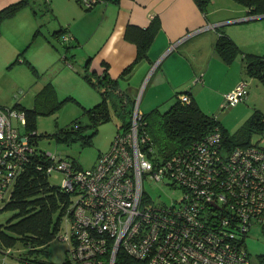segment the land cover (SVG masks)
I'll use <instances>...</instances> for the list:
<instances>
[{
    "label": "built area",
    "instance_id": "obj_1",
    "mask_svg": "<svg viewBox=\"0 0 264 264\" xmlns=\"http://www.w3.org/2000/svg\"><path fill=\"white\" fill-rule=\"evenodd\" d=\"M77 1L90 9L106 0ZM62 38L72 35L64 31ZM247 94L248 81L242 78L224 94V107ZM179 98L190 100L186 93ZM142 114L135 105L128 127L116 131L108 151L90 167L46 153L45 171H62L61 187L76 196L60 234L68 244L62 264H115L119 251L129 258L123 264H253L244 239L253 225L264 229V147L226 148L215 127L167 158L153 160ZM12 118L26 122L24 111L0 105V200L9 197L37 151L34 132L20 131ZM146 181L180 188L181 195L154 203ZM10 255L11 249L0 245V264H14Z\"/></svg>",
    "mask_w": 264,
    "mask_h": 264
},
{
    "label": "crops",
    "instance_id": "obj_2",
    "mask_svg": "<svg viewBox=\"0 0 264 264\" xmlns=\"http://www.w3.org/2000/svg\"><path fill=\"white\" fill-rule=\"evenodd\" d=\"M16 1L0 0V9ZM49 9L56 21L51 29L48 18H39L31 2L1 23L0 81L3 77L16 80L15 69L27 61L37 67L56 62L47 35L52 30L56 39L67 41L68 53L73 52L74 58L79 55L83 69L90 59L87 70L95 71L96 79L107 71L111 80L106 85L113 89L114 100L142 87L139 107L143 113L164 111L187 93L227 129L225 116L235 112L240 125L255 107L262 108L258 101L264 95V83L246 75L243 56L264 54V16L248 14L247 7L236 0H207L205 9L196 0H107L90 9L77 0H52ZM127 24L155 30L146 55L135 63L137 45L124 35ZM64 31L72 38L63 39ZM220 31L240 49L228 61L215 48ZM21 71L20 77L25 75ZM80 75L76 71V84ZM242 78L248 81L246 99L224 107V94ZM129 101L131 109L134 101ZM7 102L0 94V105L9 106ZM120 107L126 110L128 103L116 109Z\"/></svg>",
    "mask_w": 264,
    "mask_h": 264
},
{
    "label": "trees",
    "instance_id": "obj_3",
    "mask_svg": "<svg viewBox=\"0 0 264 264\" xmlns=\"http://www.w3.org/2000/svg\"><path fill=\"white\" fill-rule=\"evenodd\" d=\"M196 1L202 9H205L207 0ZM236 1L246 6L250 15L264 14V0ZM29 2L30 0H19L1 8L0 25L5 19L14 16ZM37 32L38 30L34 33V36ZM154 33V28L148 27L144 29L133 24H127L124 35L137 45L134 63L146 55ZM215 48L227 61L240 51L235 42L222 31L218 32ZM243 59L246 75L255 77L264 83V54L245 53ZM89 62L90 59L88 58L84 65L85 69L82 77L100 92L102 99L85 110L93 119L92 124L96 125V123L108 118V98L113 89L106 85V81L111 80L106 70H104L103 76L100 75L94 80L96 72L87 70ZM26 64L34 70L33 65L29 61ZM111 99L114 107L117 105L125 107L126 102L121 94L118 96L117 101H114L115 98L113 96ZM9 107L24 110L26 122L24 129H19L25 133L34 132L31 138L34 142L37 136L35 129H33L34 124L32 121V115L37 111L35 107L28 109L19 105L18 102ZM132 110L133 108L125 110L128 118L118 125L117 130L128 127ZM142 117L141 130L150 135L160 154V157L153 156L152 152L153 160L167 158L180 148L200 140L215 127L220 129L222 143L226 148L250 144L249 135L254 131L264 130V113L259 109L253 110L238 131L231 134L228 133L227 129L220 124V121L214 115L205 113L194 99L190 98L188 102H184L180 100L179 96L168 109L164 111L153 109L149 113H143ZM60 132L62 134L58 136L62 139H73L82 136L78 134L79 131H76V136H73L74 131L69 129H62ZM48 162L46 152L37 149L16 178L8 197L9 200L4 206L17 210V212L14 215L15 220L8 224L12 234L0 231V245L4 248H10L9 246L14 241L19 240L26 253L22 259V264H52L46 259L36 256L30 259L27 254L33 252L47 254V244L58 232L62 215L65 214L70 204L71 193L63 189L61 185H53L48 182L49 173L45 171ZM39 164L43 166L38 168ZM124 262H129V258L127 259L123 251H119L115 264H123Z\"/></svg>",
    "mask_w": 264,
    "mask_h": 264
},
{
    "label": "rangeland",
    "instance_id": "obj_4",
    "mask_svg": "<svg viewBox=\"0 0 264 264\" xmlns=\"http://www.w3.org/2000/svg\"><path fill=\"white\" fill-rule=\"evenodd\" d=\"M30 2L37 9L39 18H48L47 25L51 29V25L56 23L55 17L49 9L50 4L52 6V0H30ZM47 35L50 43L54 46L53 54L57 56L56 62L48 65L42 64L38 67L32 63L34 70L27 64L23 67H17L14 73L16 80H10L7 77L1 78L0 94L8 101L7 105L9 106L18 102L22 107L28 109L35 107L37 110L32 115L33 129L37 133L34 141L36 149L71 160L76 166L90 167L96 161L99 153L108 151L118 125L128 117L123 107L120 109L114 107L110 95L108 98V118L96 123V125L92 124L93 119L85 109L101 101L100 92L83 79L84 69L82 65L78 64L79 55L76 54V58H74L73 52H67L68 48H65L67 41L56 39L55 32L52 30L48 31ZM33 46L30 44V48ZM30 48H24V50L27 49V52H30ZM20 56L22 55L20 54ZM68 63H71L72 66H69ZM22 69L25 70V75L20 77L19 74L22 73ZM76 71L81 74L80 77L82 78L78 79L79 84H76ZM141 92L142 87L138 89V92L127 91L128 94L123 96L124 101L128 103V109L130 108L128 99H132L134 101L133 107L138 105L139 111H141L139 107ZM258 103L259 107L262 108L255 107L254 110L259 109L264 113V95L260 97ZM235 119V112L225 116L224 125L227 126V129L229 128L228 133H236L242 126V124L237 125ZM11 122L13 125H18L20 129H24V125L14 118L11 119ZM62 129L73 130V136H76V131H79L78 134L82 136L62 139L58 136L62 134L60 132ZM248 139L251 143L264 146V130L252 132ZM152 152L153 156L160 157L155 145ZM47 178L50 184L62 185L64 173L54 169ZM144 189L154 203H170L172 199H178L181 195L180 188L163 182L146 181ZM71 198L75 200L76 196L73 195ZM8 200V197L5 200H0V231L11 235L12 232L9 230L8 224L15 220L14 215L17 210L4 207ZM65 217L63 214L58 232L47 244V254L29 253L27 256L30 259L36 256L44 258L52 264H62L65 261L68 244L66 240L60 237V234L66 230ZM244 242L251 263L264 264V229L253 225L245 235ZM9 247L11 255L7 259L14 264H22V259L26 253L21 242L16 240Z\"/></svg>",
    "mask_w": 264,
    "mask_h": 264
},
{
    "label": "water",
    "instance_id": "obj_5",
    "mask_svg": "<svg viewBox=\"0 0 264 264\" xmlns=\"http://www.w3.org/2000/svg\"><path fill=\"white\" fill-rule=\"evenodd\" d=\"M258 16H264V14H259V15H256V17H258Z\"/></svg>",
    "mask_w": 264,
    "mask_h": 264
}]
</instances>
